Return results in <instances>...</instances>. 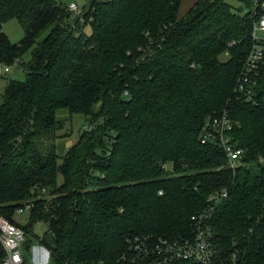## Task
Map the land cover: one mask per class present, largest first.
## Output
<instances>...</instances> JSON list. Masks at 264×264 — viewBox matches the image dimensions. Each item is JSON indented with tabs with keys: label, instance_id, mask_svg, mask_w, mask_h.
Listing matches in <instances>:
<instances>
[{
	"label": "trees",
	"instance_id": "16d2710c",
	"mask_svg": "<svg viewBox=\"0 0 264 264\" xmlns=\"http://www.w3.org/2000/svg\"><path fill=\"white\" fill-rule=\"evenodd\" d=\"M235 1L197 0L181 17L183 0H91L72 19L58 0H0V63L27 74L8 82L0 104V217L29 236L46 224L38 244L50 264H119L131 236L194 233L203 211L215 264H264V100L235 90L253 43V0ZM12 20L25 32L16 44L3 32ZM63 109L88 124L60 156ZM224 112L246 152L235 169L201 137ZM221 192L226 199L208 202ZM23 209L28 225L14 219Z\"/></svg>",
	"mask_w": 264,
	"mask_h": 264
},
{
	"label": "built area",
	"instance_id": "2783aa9c",
	"mask_svg": "<svg viewBox=\"0 0 264 264\" xmlns=\"http://www.w3.org/2000/svg\"><path fill=\"white\" fill-rule=\"evenodd\" d=\"M70 10L77 12L78 15L81 14L76 4H72ZM248 12L254 18L253 43L235 90L248 102L259 104L261 100H264V0H253L252 7L246 13ZM12 68V66L0 63V77L9 74ZM234 127L235 122L228 113L224 112L207 120L201 132L203 143L214 142L223 148L232 169L241 164L246 153L244 149L233 144L230 134ZM86 129L89 130L91 127ZM261 164H264V158ZM167 168L168 166L164 165V169ZM42 194L45 195L46 191L43 190ZM227 196L226 192L213 194L208 202L218 203ZM31 207L29 205L27 209ZM22 212L24 210L19 211V213ZM209 220V212L203 211L193 216L194 233L175 239L143 234L133 235L128 239L127 251L121 257L119 264H174L178 262L215 264L217 250L213 230L208 224ZM28 238L29 235L24 228L0 217V243L6 252L3 264L24 263L25 245ZM41 249L47 253L49 259V252L43 247Z\"/></svg>",
	"mask_w": 264,
	"mask_h": 264
},
{
	"label": "rangeland",
	"instance_id": "374dc122",
	"mask_svg": "<svg viewBox=\"0 0 264 264\" xmlns=\"http://www.w3.org/2000/svg\"><path fill=\"white\" fill-rule=\"evenodd\" d=\"M59 3L63 4L66 7H70L72 4H76L79 9L80 13L83 15L85 11L88 9V5L90 4L91 0H58ZM228 2L233 6L236 7L238 2L235 0H228ZM244 8V5H241ZM80 15V16H82ZM77 12L72 13V19L76 17H80ZM87 21L81 17L80 19V29L87 35H91L92 27L90 24H87ZM3 32L8 36L9 40L12 43H19L25 36L24 29L22 25L17 20L9 21L8 23L3 25ZM49 30L41 36V39L45 38ZM32 51H29L25 57L24 61L28 62L31 59ZM229 59L228 54L221 56V61L225 62ZM24 67H20L18 65L13 66L11 72L3 77H0V104L3 102V95L5 94V90L7 88V84L10 80L15 81H26L27 74L24 71ZM57 118L61 121L63 125V129L58 134L61 135V138L56 142L57 144V151L60 156H64L68 148L74 145L78 139L80 134L82 133L84 127L88 124V121L85 117L81 115H74L71 116L67 110H59L57 112ZM24 210V209H23ZM15 221L22 224L28 225L29 223V211H24L22 213H17L14 217ZM48 232V227L44 223L36 224L33 228V234H30L29 240L33 243V248L31 251L25 250L27 259L30 264H50V255L47 258V253L42 250L43 246L38 245V242L45 236ZM40 249L39 251H37ZM37 252V253H36ZM36 253V254H35ZM49 254V253H48ZM36 256V257H35ZM36 260V262H35Z\"/></svg>",
	"mask_w": 264,
	"mask_h": 264
},
{
	"label": "crops",
	"instance_id": "0c3cea01",
	"mask_svg": "<svg viewBox=\"0 0 264 264\" xmlns=\"http://www.w3.org/2000/svg\"><path fill=\"white\" fill-rule=\"evenodd\" d=\"M197 0H183L181 10H180V16L184 17L190 9L194 6Z\"/></svg>",
	"mask_w": 264,
	"mask_h": 264
}]
</instances>
